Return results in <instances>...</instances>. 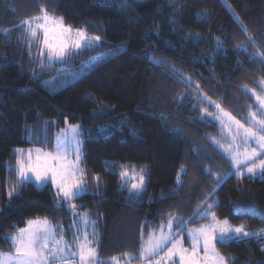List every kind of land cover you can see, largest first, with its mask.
I'll use <instances>...</instances> for the list:
<instances>
[{
    "label": "trees",
    "instance_id": "trees-1",
    "mask_svg": "<svg viewBox=\"0 0 264 264\" xmlns=\"http://www.w3.org/2000/svg\"><path fill=\"white\" fill-rule=\"evenodd\" d=\"M123 3L0 0V30H11L7 35L0 31L4 253L13 252L5 235L17 233L37 217L59 225L64 239L73 243L74 214L67 203L56 207L51 183L43 188L26 184L17 188L19 195L8 196L22 156L14 150L50 151L62 131L73 125L79 126L83 141L88 188L73 203L79 206L76 211L95 221L99 261L107 264L115 256L123 262V253L138 254L148 235L167 223L169 213L189 225L207 221L195 222L193 214L198 204L213 200L219 220L250 228L264 225V173L239 179L233 174L216 186L215 176L230 168L233 172V167L214 141L225 147L229 141L221 126L202 111L218 110L205 96L246 125L249 112L257 110L251 90L259 93L264 88V64L251 57L264 53V0H127L121 7ZM41 7L101 41L60 63L38 59L37 43L29 54L24 45L28 38L17 26L40 15ZM217 37L224 42L219 52ZM238 44L246 51L237 50ZM152 56L163 63L151 61ZM182 75L190 77L191 84L182 82ZM23 155L25 159L26 152ZM141 168H146L143 192L138 199L130 198L131 184L125 179ZM125 169L129 177L122 179ZM205 169L212 174L206 175ZM178 174L182 186L177 185ZM95 177L100 178L99 188ZM217 248L234 258L229 264H264L263 239ZM131 263L139 261L133 257Z\"/></svg>",
    "mask_w": 264,
    "mask_h": 264
},
{
    "label": "snow or ice",
    "instance_id": "snow-or-ice-1",
    "mask_svg": "<svg viewBox=\"0 0 264 264\" xmlns=\"http://www.w3.org/2000/svg\"><path fill=\"white\" fill-rule=\"evenodd\" d=\"M127 0L121 7L126 6ZM202 18H206L201 13ZM24 30L28 38V50L31 54L33 43H37L38 59L44 58L47 61H66L73 54L74 50L80 49L82 46L91 47L101 41L100 36L89 37L82 28L73 29L70 25H65L63 17L50 15L46 9L41 7L40 15L25 19L17 26ZM242 31L247 33V28L241 24ZM7 35L10 29L0 30ZM157 35L159 31L157 29ZM192 34L189 33V36ZM199 34H197L198 36ZM42 36V39H41ZM253 46L255 41L251 36L248 37ZM223 41L216 38V51L219 52L223 48ZM237 50L246 48L243 44H238ZM252 59L260 58L264 64V53L257 52L251 57ZM44 59H40L43 68ZM149 59L155 63H163L162 60L152 56ZM33 73V76H37ZM181 81L191 84V78L181 76ZM264 85V80L261 81ZM247 89V86H245ZM196 91H200L199 84L196 85ZM251 94L255 97L258 105L256 111L249 112L250 123L247 125L241 123L230 112L225 111L219 103L211 101L215 107L223 115H215L202 109L208 116H215L220 120L222 126L228 130L232 136V142L226 147L220 142H214L223 148L230 158L231 166L235 168L233 173L231 168L223 175H216L213 183L216 186L224 183L226 178L235 175L238 179L242 177V169H246L250 175H255L259 170L264 173V158L257 161V157L264 154V88L257 93L251 90ZM252 107V106H250ZM227 117V122L224 120ZM233 125L235 132H233ZM78 125L70 126L71 137L65 135L63 139L57 138L55 150L46 152L43 149H29L26 159L18 156L16 176L17 181L9 188L8 196L11 198L14 194L19 195L17 188H22L26 184L35 183L38 187H43L50 180L56 189V207L63 208L65 203L70 206V210L75 214L77 205L74 200L88 193L86 181L84 179V170L80 167L81 162V141L77 139L79 136ZM237 137L242 138V142L247 145L250 141H255L256 148L249 151L246 147L241 153L237 144ZM16 153H23V149H15ZM74 155L75 159L69 156ZM181 171H186L183 167ZM146 168H141L137 173L133 170L132 177H129L128 171L125 169L120 172L125 183H130V198H139L145 185ZM206 175H211V169L204 170ZM264 178V177H262ZM97 188H99V177H95ZM177 185L182 186L181 178L178 174ZM209 196L212 193H208ZM217 206V202L213 200L211 203H202L197 205V210L193 217L208 218L211 217L212 223L201 226L196 229L186 228L183 217L173 216L169 213L166 225L159 226L158 233L153 231L148 235L147 240L141 244V248L137 253H123L122 256L125 264H131V260L135 257L139 264H229L234 258L226 257L217 248V244L222 247L231 242L245 241L247 238L264 239V229L260 232L246 231L243 226L231 227L227 219L219 220L213 208ZM254 212V210H252ZM189 217V221L193 219ZM81 223L85 226L91 224L93 231L91 235L96 236L95 221L88 219L87 213L81 214ZM25 228H20L17 233H8L5 239L9 242L13 252H0V264H105L98 259L97 248L94 246L95 241L89 238L87 231L83 235L73 234V243L69 244L64 239V231L59 225H52L47 217H37L26 222ZM77 231L79 224L74 222ZM175 227L176 231L173 232ZM187 233L190 239V247L183 246V233ZM59 237V238H57ZM75 247V251L71 249ZM264 250V249H262ZM203 253L201 255L200 253ZM78 257V260H77ZM120 257H111L107 264H120Z\"/></svg>",
    "mask_w": 264,
    "mask_h": 264
},
{
    "label": "rangeland",
    "instance_id": "rangeland-1",
    "mask_svg": "<svg viewBox=\"0 0 264 264\" xmlns=\"http://www.w3.org/2000/svg\"><path fill=\"white\" fill-rule=\"evenodd\" d=\"M24 45H25V47H26V52H29L27 44L25 43ZM85 47H86V46H82L80 49H78V50H74L73 53H76L77 51L82 50V49H84ZM31 51H32V48H31ZM50 62H52V63H60V62H62V61H50ZM255 111H256V110H255ZM215 112H216V113H214L215 115H221V116L223 115L222 113L219 112V110H217V111H215ZM211 117H212V119H213L217 124H219V125L221 126V128H222L223 131H224V137H225V139H227V140L229 141V143H231V142H232V136H231V134L228 132V130L222 126L220 120L215 119V116H211ZM227 119H228L227 117H224V120H225L226 122H227ZM241 123H243V122H241ZM248 123H250V119H249V117H248ZM244 124H245V123H244ZM78 132H80V129H78ZM233 132H235V126H234V125H233ZM65 135L71 137L72 133H71V131H70V127L64 129V130L62 131V133L59 135V137H60L61 139H63ZM77 139H79V140L82 142V143H81V146H80V151H81V162H80V167L84 170V179H85V167H84V164H83V141H82V139L80 138V136H78ZM237 144L239 145V149H240L241 153L243 152V150H244L246 147L248 148L249 151L251 150V148H256V147H257V145L255 144V141H250L247 145H245V144L242 142V138H241V137H237ZM55 146H56V144H55ZM55 146H54V148L51 149L50 151H49V150H44V149H43V150L46 151V152H52V151L55 150ZM35 149H37V148H32V150H33V156H35V151H34ZM40 149H42V148H40ZM222 149H223V148H222ZM223 151H224V149H223ZM24 152H26V155H25V159H26V157H27V152H28V151H24ZM24 152H23V153H24ZM224 152H225V151H224ZM23 153H20V155H22V156H21L22 158H24ZM225 154H226V156L228 157V159L230 160V158H229V156L227 155V153H225ZM69 158L74 160V159H75V156H74V155H70ZM262 158H264V154H262L261 156L257 157V161H258L259 159H262ZM233 172H235V168H234V167H233ZM242 172H243V175H242V176L262 177V175H263V173H261L259 170L257 171V173H256L255 175H250V174H248L247 171H246V169H242ZM11 173H12V172H11ZM6 174L8 175L9 173H6ZM48 183H51V181L49 180ZM48 183H47V184H48ZM33 184H34L35 186H37L35 183H33ZM47 184H46V185H47ZM46 185H44L43 187H45ZM51 185H52V183H51ZM37 187H38V186H37ZM43 187H39V188H43ZM52 188H53L54 197L56 198V189L53 187V185H52ZM68 207H69V206H68ZM82 213H83V211H76L75 214L73 215V218H74V220H75V223H76V224H79V231H77V228H76V227H75V231H76L77 235H80V236L83 235V232H84V231H87V232L89 233V238H90V239H93V240L95 241L94 246H96V248H97V253H98V247H97L98 235H97V237H93V236L91 235V233H92V231H93V226H92L91 224L85 226L84 224L81 223V214H82ZM84 213H85V212H84ZM88 219H89V217H88ZM207 219H208V220H207ZM89 220H90V219H89ZM199 220H200V221L207 220V221H203V222L196 223V224H193V225H189L188 223H186V228L196 229V228H199V227H201V226L208 225V224L212 223V220H211V217H210V216H209L208 218H199V217H196V218H195V222H199ZM90 221H91V220H90ZM165 225H166V224H165ZM229 225H230L231 227H239V226H243V227L245 228L246 231L257 232V233L260 232L262 229H264V225H262V226H260V227H257V228H250V227L246 226L245 224H234V223H230V222H229ZM94 227H95V225H94ZM95 231L97 232L96 227H95ZM158 231H159V230H158ZM158 231H157V233H158ZM175 231H176V229H175V227H174V228H173V232H175ZM182 235H183V246L186 247V248L190 247L191 242H190V239H189L187 233L185 232V233H183ZM57 238H58V237H57ZM247 239H257V240H260V239L255 238V237H253V238H247ZM263 241H264V239H263ZM68 243L71 244L70 242H68ZM71 250H72V251H75L76 249H75V247H73ZM0 252H2V251H0ZM3 253H4V252H3ZM8 253H10V252H8ZM200 254L203 255L202 251H201ZM132 259H133V258H132ZM77 260H78V257H77ZM131 261H132V260H131ZM69 264H73V262H72V261H69ZM120 264H125V260H124L123 262H122V260H120ZM131 264H133V263H131ZM138 264H139V263H138Z\"/></svg>",
    "mask_w": 264,
    "mask_h": 264
},
{
    "label": "water",
    "instance_id": "water-1",
    "mask_svg": "<svg viewBox=\"0 0 264 264\" xmlns=\"http://www.w3.org/2000/svg\"><path fill=\"white\" fill-rule=\"evenodd\" d=\"M69 208H70V206H69ZM79 208V206H77V209Z\"/></svg>",
    "mask_w": 264,
    "mask_h": 264
}]
</instances>
